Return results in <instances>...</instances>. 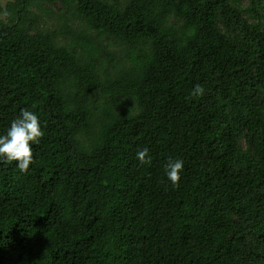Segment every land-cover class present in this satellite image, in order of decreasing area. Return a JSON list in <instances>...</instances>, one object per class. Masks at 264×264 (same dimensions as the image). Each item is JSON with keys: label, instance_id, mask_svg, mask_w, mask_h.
<instances>
[{"label": "trees", "instance_id": "16d2710c", "mask_svg": "<svg viewBox=\"0 0 264 264\" xmlns=\"http://www.w3.org/2000/svg\"><path fill=\"white\" fill-rule=\"evenodd\" d=\"M22 108L0 264H264V0H0V133Z\"/></svg>", "mask_w": 264, "mask_h": 264}, {"label": "clouds", "instance_id": "9594fccd", "mask_svg": "<svg viewBox=\"0 0 264 264\" xmlns=\"http://www.w3.org/2000/svg\"><path fill=\"white\" fill-rule=\"evenodd\" d=\"M202 92L203 88L200 85L193 89L194 95L202 94ZM42 136L40 118L35 112L22 108L6 130L0 133V161L16 162V167L21 172L29 171L30 164L35 162L32 146L39 143ZM148 153L147 148L137 151L136 158L141 164L151 162V156ZM183 169V159L168 157L164 171L172 186H178Z\"/></svg>", "mask_w": 264, "mask_h": 264}, {"label": "rangeland", "instance_id": "374dc122", "mask_svg": "<svg viewBox=\"0 0 264 264\" xmlns=\"http://www.w3.org/2000/svg\"><path fill=\"white\" fill-rule=\"evenodd\" d=\"M2 1H6V0H2Z\"/></svg>", "mask_w": 264, "mask_h": 264}]
</instances>
